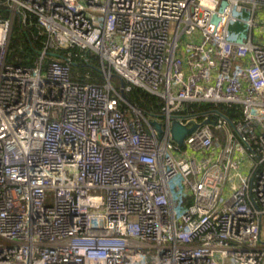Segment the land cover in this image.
Listing matches in <instances>:
<instances>
[{"label": "built area", "instance_id": "1", "mask_svg": "<svg viewBox=\"0 0 264 264\" xmlns=\"http://www.w3.org/2000/svg\"><path fill=\"white\" fill-rule=\"evenodd\" d=\"M4 1L0 264H264V0ZM31 14L38 65L8 64ZM72 48L99 56L104 86L73 81L71 55L45 63ZM113 76L163 101L162 138ZM193 104L242 115L184 114ZM176 121L200 125L182 149Z\"/></svg>", "mask_w": 264, "mask_h": 264}, {"label": "trees", "instance_id": "2", "mask_svg": "<svg viewBox=\"0 0 264 264\" xmlns=\"http://www.w3.org/2000/svg\"><path fill=\"white\" fill-rule=\"evenodd\" d=\"M10 17L9 6L4 0H0V20ZM46 37L40 35V30L36 27V18L34 15H29L27 24H23L19 18H16L13 23L11 39L7 62L8 64L23 67L34 68L38 65V60L44 50ZM71 55L72 58V79L80 84H92L104 86L106 78L101 70V61L98 55L92 51L81 50L80 48L62 49L57 52H48L45 56V63L53 59L63 61ZM113 87L121 90L122 80L116 76L111 79ZM128 86V84H126ZM127 97L133 103L135 108L139 109L144 118L147 120L157 119L162 120L161 108L163 101L149 93L148 91L133 87L127 93ZM122 108L127 107L122 103ZM212 111H218L229 118L231 121L241 118L240 107H228L226 105L215 106L213 104H193L188 105L184 114H205ZM218 134V132H217Z\"/></svg>", "mask_w": 264, "mask_h": 264}, {"label": "water", "instance_id": "3", "mask_svg": "<svg viewBox=\"0 0 264 264\" xmlns=\"http://www.w3.org/2000/svg\"><path fill=\"white\" fill-rule=\"evenodd\" d=\"M124 88H125V82L122 81L120 93H121V100L123 104H125L127 107L135 108L133 103L127 97V94L125 93ZM204 124L215 125V122H212L211 120H206ZM148 125L150 127H153L157 131L159 138H162L163 124L161 122L151 119V120H148ZM192 125L193 127L189 129L187 126L182 125L178 121L172 124V129H171L172 140L177 144L179 149H182L184 147L186 138L192 135L194 132H196V130L200 127V125H198L196 122H193Z\"/></svg>", "mask_w": 264, "mask_h": 264}, {"label": "rangeland", "instance_id": "4", "mask_svg": "<svg viewBox=\"0 0 264 264\" xmlns=\"http://www.w3.org/2000/svg\"><path fill=\"white\" fill-rule=\"evenodd\" d=\"M240 17L242 19H244V17H247V16L240 15ZM230 33L232 35V39L236 40L237 37L238 38H243V37L248 38V36L250 34V31H249L248 27L245 24H243V23H235V24H232L230 26ZM255 41L264 43V33H261V34L257 33L255 35ZM177 184L182 186V181L181 180H176L175 182H173L171 184V187H172V190L174 192L175 199H176V209H177L178 214L180 216L184 212L185 208H184V205H183V200H184L183 193L177 194L176 191H175V187H176ZM183 190L184 189L182 188V191Z\"/></svg>", "mask_w": 264, "mask_h": 264}]
</instances>
